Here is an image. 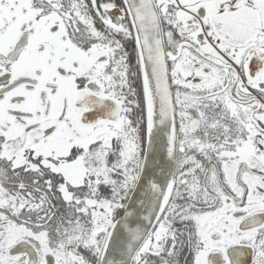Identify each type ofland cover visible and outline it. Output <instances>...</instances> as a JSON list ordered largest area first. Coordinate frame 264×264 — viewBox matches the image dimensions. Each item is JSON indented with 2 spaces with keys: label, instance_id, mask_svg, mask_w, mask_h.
Listing matches in <instances>:
<instances>
[{
  "label": "snow or ice",
  "instance_id": "obj_1",
  "mask_svg": "<svg viewBox=\"0 0 264 264\" xmlns=\"http://www.w3.org/2000/svg\"><path fill=\"white\" fill-rule=\"evenodd\" d=\"M0 264H264V0H0Z\"/></svg>",
  "mask_w": 264,
  "mask_h": 264
}]
</instances>
